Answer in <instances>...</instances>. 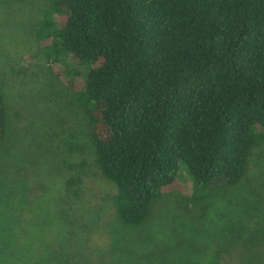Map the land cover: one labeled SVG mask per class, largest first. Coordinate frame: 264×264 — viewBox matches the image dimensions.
Masks as SVG:
<instances>
[{
  "label": "trees",
  "instance_id": "trees-1",
  "mask_svg": "<svg viewBox=\"0 0 264 264\" xmlns=\"http://www.w3.org/2000/svg\"><path fill=\"white\" fill-rule=\"evenodd\" d=\"M34 28L58 95L82 116L93 164L115 186L116 218L142 233L135 245L146 249L142 259L129 256L124 264H205L199 220L174 218V228L152 215L182 165L192 202L209 187L235 188L246 177L264 142V0H49ZM41 127L38 148L55 135L50 124ZM10 135L0 86V155ZM70 144L75 164L66 165L79 171L87 147ZM77 183L67 180L69 188ZM33 215L25 222L31 236L11 246L6 264H83L75 251L73 259L61 252L37 259ZM62 215L55 228L65 250L70 232ZM164 229H173L176 246L164 240Z\"/></svg>",
  "mask_w": 264,
  "mask_h": 264
},
{
  "label": "rangeland",
  "instance_id": "rangeland-1",
  "mask_svg": "<svg viewBox=\"0 0 264 264\" xmlns=\"http://www.w3.org/2000/svg\"><path fill=\"white\" fill-rule=\"evenodd\" d=\"M47 1L0 0V86L11 133L0 155V264L7 263L11 246L31 236L25 223L31 210L37 219V259L61 252L70 259L79 253L83 264H124L129 256L136 263L139 251L146 250L135 247L142 233L116 218L111 202L115 186L93 164L82 116L58 95L60 84L32 41ZM71 67L85 70L78 63ZM43 123L50 124L55 135L38 148L35 126L42 134ZM70 143L87 147L88 160L79 171L66 165L75 164L67 153ZM70 177L78 180L71 188ZM193 191L182 165L175 188L156 205L153 219L165 216L174 228V218L179 223L180 217L199 220L198 246L205 264H215L214 256L217 264H264V142L253 150L249 171L238 186L214 185L204 190V199L192 202ZM62 213L70 232L65 250L57 243L55 228V218ZM172 230L164 229V240L176 246Z\"/></svg>",
  "mask_w": 264,
  "mask_h": 264
}]
</instances>
